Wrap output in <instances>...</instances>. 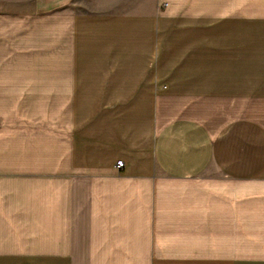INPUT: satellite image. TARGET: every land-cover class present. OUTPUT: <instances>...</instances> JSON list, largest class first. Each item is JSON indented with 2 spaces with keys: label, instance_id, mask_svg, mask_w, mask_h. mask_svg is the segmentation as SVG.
Returning a JSON list of instances; mask_svg holds the SVG:
<instances>
[{
  "label": "crops",
  "instance_id": "0c3cea01",
  "mask_svg": "<svg viewBox=\"0 0 264 264\" xmlns=\"http://www.w3.org/2000/svg\"><path fill=\"white\" fill-rule=\"evenodd\" d=\"M24 4L0 10V264H264V0Z\"/></svg>",
  "mask_w": 264,
  "mask_h": 264
},
{
  "label": "rangeland",
  "instance_id": "374dc122",
  "mask_svg": "<svg viewBox=\"0 0 264 264\" xmlns=\"http://www.w3.org/2000/svg\"><path fill=\"white\" fill-rule=\"evenodd\" d=\"M27 0H0V10L17 11L23 10Z\"/></svg>",
  "mask_w": 264,
  "mask_h": 264
},
{
  "label": "built area",
  "instance_id": "2783aa9c",
  "mask_svg": "<svg viewBox=\"0 0 264 264\" xmlns=\"http://www.w3.org/2000/svg\"><path fill=\"white\" fill-rule=\"evenodd\" d=\"M122 165H123V161H122V160H117V161H116V166H117V167L120 168Z\"/></svg>",
  "mask_w": 264,
  "mask_h": 264
}]
</instances>
